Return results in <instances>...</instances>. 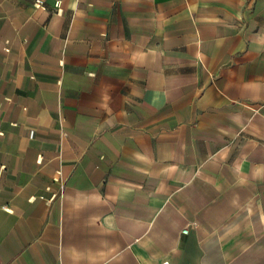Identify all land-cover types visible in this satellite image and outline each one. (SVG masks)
I'll list each match as a JSON object with an SVG mask.
<instances>
[{"label":"crops","instance_id":"1","mask_svg":"<svg viewBox=\"0 0 264 264\" xmlns=\"http://www.w3.org/2000/svg\"><path fill=\"white\" fill-rule=\"evenodd\" d=\"M54 1L0 0V264H264V0Z\"/></svg>","mask_w":264,"mask_h":264},{"label":"built area","instance_id":"2","mask_svg":"<svg viewBox=\"0 0 264 264\" xmlns=\"http://www.w3.org/2000/svg\"><path fill=\"white\" fill-rule=\"evenodd\" d=\"M59 3H60V0H55L54 3H53V7L58 10L59 8ZM36 7H43L44 6V0H34V3H33ZM187 228H183L182 229V233H186L187 232ZM156 264H168L167 261L165 260H162Z\"/></svg>","mask_w":264,"mask_h":264}]
</instances>
